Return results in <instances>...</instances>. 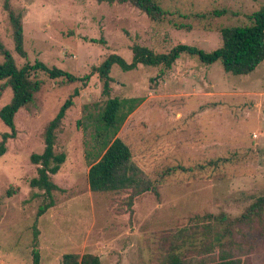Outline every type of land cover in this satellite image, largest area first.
<instances>
[{"label":"rangeland","instance_id":"1","mask_svg":"<svg viewBox=\"0 0 264 264\" xmlns=\"http://www.w3.org/2000/svg\"><path fill=\"white\" fill-rule=\"evenodd\" d=\"M159 1L171 14L155 22L129 2L9 0L22 12L27 57H21L6 0H0V38L17 65L41 60L77 78L32 73L41 89L16 114V137L0 158V264H33L36 232L41 264H63L68 252L97 254L103 264H161L184 238L190 255L211 242L219 226L203 216L237 218L264 195V61L243 75L189 53L171 68L140 64L123 71L116 64L109 95L91 74L111 53L131 61L134 44L157 53L179 44L213 51L223 44L222 27L251 24L248 15L264 7V0ZM224 8L234 13L215 15ZM12 96L11 88L0 87V110ZM115 96L142 99L118 136L145 174L159 181L158 194L145 192L133 206L129 190L94 192L89 185L90 166L102 154L101 112ZM69 97L74 104L55 143L56 152L67 154L52 175L56 204L38 220L45 190L30 184L38 175L31 155L43 152L46 126ZM8 130L0 118V138ZM261 220L236 228L233 247L248 264H264ZM208 222L210 228L202 225ZM186 227L182 238L178 230Z\"/></svg>","mask_w":264,"mask_h":264},{"label":"trees","instance_id":"2","mask_svg":"<svg viewBox=\"0 0 264 264\" xmlns=\"http://www.w3.org/2000/svg\"><path fill=\"white\" fill-rule=\"evenodd\" d=\"M109 3L129 2L133 6L145 12L152 21L160 22L167 19L171 14L166 10L159 0H98ZM5 7L8 11L9 21L12 28V37L15 51L21 57H27L25 50L24 26L22 12L12 8L9 0H6ZM215 15L234 13L227 8L216 9ZM251 24L224 26L220 29L223 39L221 47L206 51L194 45L179 44L165 53H157L148 46L134 44L132 46V60L117 53L108 55L98 66L92 68L91 74L97 73L103 83V92L107 95L111 92V82L113 77L111 71L114 65H119L123 71L136 69L140 64L146 66L163 65L171 68L182 53L195 55L205 64H213L221 61L223 68L227 72L235 75L249 74L253 72L264 61V7L248 15ZM182 27L184 24H178ZM0 53L4 60L0 63V87L11 88L13 96L0 110V118L9 128L3 132L0 138V158L8 150V141L16 137L15 117L18 111L28 106L34 101L36 93L41 89L42 81L32 77V73L37 70L47 72L52 78L66 77L70 81L76 80L74 74L59 67H50L45 62L38 60L34 64L26 62L18 66L12 52L5 46L0 38ZM89 75L86 76V79ZM75 94L78 91L75 90ZM142 102L141 98H120L111 97L107 100L101 112L100 135L103 137L102 154L98 157L89 169V185L94 192H113L129 190V205L133 206L136 197L145 192H155L158 194L157 185L159 181L148 177L142 168L134 161L133 152L129 144L118 136L122 125L128 115L136 109ZM74 104L73 97H69L61 106L56 116L48 123L44 132L45 148L42 153H33L31 161L38 165V175L31 179L32 187L45 190L44 199L39 205L37 219L44 215L56 204L54 192L59 186L52 179L53 174H57L61 166L66 161L65 152H56L55 143L57 130L62 120L65 118L68 109ZM98 129V130H99ZM264 218V195L259 196L237 218H231L225 213L219 215L207 214L202 217L206 220L215 221L219 230H215L213 239L209 244H205L202 250L190 255L185 252L186 239L189 227L178 230V235L182 238V245L177 244L178 251L170 252L161 264H248L242 255L238 254L235 243L236 228L246 229V225H251L255 221ZM211 222L202 224L211 227ZM203 245V246H204ZM184 249V250H183ZM187 250V249H186ZM215 253V255H213ZM237 253V254H236ZM243 254V253H242ZM244 255V254H243ZM245 256V255H244ZM33 264H41L38 234L34 236V248L32 252ZM63 264H103L99 255L94 253H84L80 255L68 252L63 255Z\"/></svg>","mask_w":264,"mask_h":264}]
</instances>
